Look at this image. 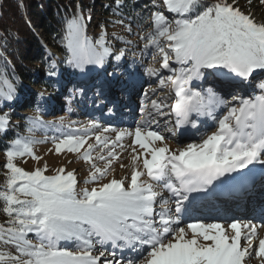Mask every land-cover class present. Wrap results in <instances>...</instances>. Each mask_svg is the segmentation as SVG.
I'll use <instances>...</instances> for the list:
<instances>
[{
  "label": "snow or ice",
  "instance_id": "obj_1",
  "mask_svg": "<svg viewBox=\"0 0 264 264\" xmlns=\"http://www.w3.org/2000/svg\"><path fill=\"white\" fill-rule=\"evenodd\" d=\"M258 4L264 7V0ZM252 5L253 0H112L106 7L115 19L102 22L100 34L91 38L90 10L69 4L61 33L69 67L81 73L110 62L119 67L127 49H139L154 62L159 57V67L150 64L144 73L157 77L160 89L171 86V103L143 105L145 123L134 129L93 120L79 127L69 123V133L62 131L63 118L46 125L37 107L26 118L28 135L16 132L0 165V264H264V236L252 222L187 220L190 194L209 192L216 181L234 179L231 174L250 165H264V18L257 20ZM106 24L121 26L139 43L115 33L110 39ZM56 68L51 63L47 75L56 76ZM15 94L7 68L0 67V136L18 128L3 111ZM97 95L102 97L99 90ZM153 110L174 115L177 127L197 128L205 117L201 123L212 130L199 143L173 150L149 126ZM48 129L60 135L49 137ZM37 130L44 139L35 138ZM48 139L55 154H75L90 166L82 185L63 166L46 175L49 166H40L44 157L34 149ZM125 139L131 142L125 145ZM125 151L129 164L119 166L130 167V175L117 179L113 165ZM25 158L35 162L32 171L17 163H27Z\"/></svg>",
  "mask_w": 264,
  "mask_h": 264
},
{
  "label": "rangeland",
  "instance_id": "obj_2",
  "mask_svg": "<svg viewBox=\"0 0 264 264\" xmlns=\"http://www.w3.org/2000/svg\"><path fill=\"white\" fill-rule=\"evenodd\" d=\"M243 3L244 0H241L242 5ZM251 10L257 20L264 18V7L259 6L258 0H253ZM91 17L92 19L89 22L90 25L96 21L93 14H91ZM106 27L110 39L115 33L124 37L126 40L132 41L133 45L139 43L136 36H129L119 25L113 27L111 24H106ZM100 31L101 29L90 27L88 35L91 38H95L100 34ZM133 31L135 32L137 30L134 28ZM115 46L123 47L124 45L117 43ZM66 55L67 52L65 54H59L57 51L47 48V63L41 69V71H39L38 77L40 79L46 80L45 83L49 86L50 92L45 91V88L43 89L38 85L39 80H36L34 84H24L23 87L26 90L24 91V94L20 93L18 86L12 82L16 88L15 100L11 102L10 108L6 107L3 109V111L9 112L11 118L10 125H18V128L12 129L10 126V129L6 135L0 136V165H3L5 162L4 152L9 144V139H12L16 132H19V134L22 136L28 135L25 128L26 118L34 117L37 114V107H39V114L46 125H50L63 118L65 126L62 131L64 133H69L72 131V129L67 127L69 123L75 122V126L79 127L81 125H86L93 120L100 123L102 126L121 130L134 129L137 125H143L145 123V116L141 111L143 105H148L150 109L152 100H165L167 103H171V100L167 99L171 86L169 85L168 88L160 89L158 87V78L149 77L144 73V68L148 67L150 64L154 65L155 67H159L158 56L154 62L152 61L151 56H142L139 49L130 48L127 49L126 55L123 57L122 61L119 62V67H116L115 62H110L104 68H95L93 71L86 73H81L74 69L75 76L71 82L67 81L64 77L65 73L71 69V67H69L64 62ZM53 62H55L57 65V75L54 76L55 80L53 77H49L47 75L49 65ZM96 83H101L103 86L108 84L112 88L115 87L114 90L121 88L120 86H122L121 93L124 91L126 95L114 91L113 94L115 98L114 102H112L114 107L116 106L115 108L120 113L114 111V109L109 105H104L105 107L100 108V105L102 104V98L97 95L96 89L98 91L100 86H97ZM93 88H95V90H93ZM106 89L110 90L108 87H106L104 90ZM154 90L156 91L155 95H153ZM258 91L259 90H257V92ZM41 92L44 93L42 99L39 95ZM146 93L147 95H145ZM107 94L108 93L106 92V96ZM122 95L124 98H122ZM127 95H130L131 99H129ZM124 99H127V101L129 99V101L125 102ZM90 100L92 103H89ZM108 102L110 103L111 100H108ZM163 111L167 113L170 110L165 108ZM112 114L115 115V119L113 118V120ZM217 114L219 115V113ZM174 119V115H159L155 112V110H153V117L150 119L149 124L153 130L160 132L167 138L166 142L173 150H175L178 146L183 147L188 143H199L201 138L212 130L208 129L206 125L201 123L206 119L205 117L199 118L197 122V128L192 129L190 128V125L184 127V129H187V127L192 129L191 131H183V127H177L175 125ZM208 123L211 124V120H209ZM169 129H172V131ZM182 132H186L185 138H182ZM47 135L49 137L54 135L59 136L60 133L53 129H48ZM108 135L112 136L114 134L109 133ZM44 136L45 132L42 130H37L35 132V138L38 140L44 139ZM89 142L92 143L93 141ZM130 142V139H125L124 144L127 145ZM157 144H159V142H157ZM49 149H53V151L49 152ZM34 150L37 155L44 157V159L40 161V166H43L44 163H47L49 166V170L46 172V175L55 174V169L63 166L67 171H75L78 181L81 185L83 184L84 179L87 177L90 166L78 159L75 154L67 152H63L59 155L55 154L54 145L51 139H48L43 144L37 145ZM129 151H125L121 156L120 161L115 162L113 165V167L116 169L115 177L117 179H121L125 175H130V167L121 169L119 166L120 163L129 164ZM25 159L27 160V163H24L23 160H19L17 163L25 170L32 171L36 166L35 162L32 161L31 158ZM69 161H72V163H69ZM97 163L103 167L102 162L97 161ZM257 169H259V166ZM110 178L111 177H109V179ZM3 179V175H0V184H2ZM260 202H262V200ZM214 215H210L206 218L204 217L205 219L200 217L196 218L193 216L196 221L190 222H223L224 220L246 219L240 215L230 216L224 211H221V213H218L215 216ZM198 219L201 220L197 221ZM3 220L4 217L2 214H0V223H2ZM255 244L256 242L254 241V245ZM131 255L134 256L135 254L133 253ZM125 258H127V255ZM251 264H258V259H253Z\"/></svg>",
  "mask_w": 264,
  "mask_h": 264
},
{
  "label": "trees",
  "instance_id": "obj_3",
  "mask_svg": "<svg viewBox=\"0 0 264 264\" xmlns=\"http://www.w3.org/2000/svg\"><path fill=\"white\" fill-rule=\"evenodd\" d=\"M70 3L73 10L80 3L94 15L96 21L91 25L88 22L87 32L90 27L100 29L102 22L115 18L106 7L112 0H0V67L7 68L9 78L20 93L26 91L24 84H34L36 80L50 92L46 80L40 79L38 74L47 63V48L66 53L61 33ZM140 3H148V0H140ZM74 76L72 68L64 75L71 82Z\"/></svg>",
  "mask_w": 264,
  "mask_h": 264
},
{
  "label": "bare ground",
  "instance_id": "obj_4",
  "mask_svg": "<svg viewBox=\"0 0 264 264\" xmlns=\"http://www.w3.org/2000/svg\"><path fill=\"white\" fill-rule=\"evenodd\" d=\"M258 173H262V175L264 176V167L263 165L260 164H255V168H258ZM215 183H220V181H216ZM259 199V200H258ZM254 200L256 201H261L263 202V199L260 197H254ZM233 201V199H232ZM247 201V203H246ZM251 201V200H250ZM249 200H245V198L237 200L236 203H228L225 206H221L219 208H210L204 212L206 213H199V215H196V213L193 215L194 217H200V218H204L206 215L210 216V215H215L218 213H221V211L227 212L228 215L232 216V215H236V216H243L244 218H246V220H252L250 222H252L253 224H256V222L260 219L264 220V211L262 213H255V211L251 208H249L250 206L248 205ZM236 206H240V208H236ZM249 206V207H247ZM199 211V210H198ZM196 215V216H195ZM214 215V216H215ZM197 217V218H198ZM219 220V219H218ZM264 225V224H263ZM259 235L260 236H264V228L259 229ZM256 244L258 245V240L255 241Z\"/></svg>",
  "mask_w": 264,
  "mask_h": 264
}]
</instances>
